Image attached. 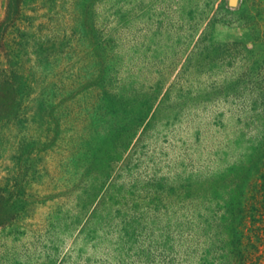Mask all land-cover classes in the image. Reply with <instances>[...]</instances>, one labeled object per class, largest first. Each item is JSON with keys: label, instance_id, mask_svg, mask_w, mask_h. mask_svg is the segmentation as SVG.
<instances>
[{"label": "rangeland", "instance_id": "1", "mask_svg": "<svg viewBox=\"0 0 264 264\" xmlns=\"http://www.w3.org/2000/svg\"><path fill=\"white\" fill-rule=\"evenodd\" d=\"M0 264H264V0H0Z\"/></svg>", "mask_w": 264, "mask_h": 264}, {"label": "trees", "instance_id": "2", "mask_svg": "<svg viewBox=\"0 0 264 264\" xmlns=\"http://www.w3.org/2000/svg\"><path fill=\"white\" fill-rule=\"evenodd\" d=\"M8 79L9 77L6 73L2 74V76H0V85L3 86L4 84H7ZM12 113H14V109L10 105L6 104L4 100H2V102L0 101V118L8 119L12 116Z\"/></svg>", "mask_w": 264, "mask_h": 264}]
</instances>
